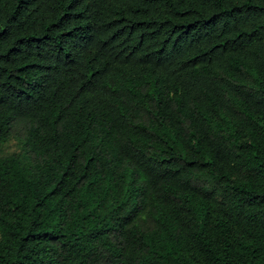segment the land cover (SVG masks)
<instances>
[{
    "label": "trees",
    "instance_id": "1",
    "mask_svg": "<svg viewBox=\"0 0 264 264\" xmlns=\"http://www.w3.org/2000/svg\"><path fill=\"white\" fill-rule=\"evenodd\" d=\"M0 264H264V0H0Z\"/></svg>",
    "mask_w": 264,
    "mask_h": 264
},
{
    "label": "rangeland",
    "instance_id": "2",
    "mask_svg": "<svg viewBox=\"0 0 264 264\" xmlns=\"http://www.w3.org/2000/svg\"><path fill=\"white\" fill-rule=\"evenodd\" d=\"M19 149H20V145L15 140H11L3 146V152L5 155L17 153Z\"/></svg>",
    "mask_w": 264,
    "mask_h": 264
}]
</instances>
